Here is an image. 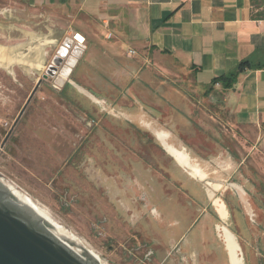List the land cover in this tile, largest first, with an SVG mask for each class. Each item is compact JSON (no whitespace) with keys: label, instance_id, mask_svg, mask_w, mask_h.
Returning a JSON list of instances; mask_svg holds the SVG:
<instances>
[{"label":"rangeland","instance_id":"374dc122","mask_svg":"<svg viewBox=\"0 0 264 264\" xmlns=\"http://www.w3.org/2000/svg\"><path fill=\"white\" fill-rule=\"evenodd\" d=\"M4 4L5 1L0 0V10L5 8ZM19 12L14 18L0 14V29L9 30L7 36L0 30V46L15 47L17 43H21L26 48L22 50L24 56L30 61V42L37 40L35 57L40 61L37 68H41L44 62L46 64L41 70L24 64H0V141L5 134L4 124L10 123L22 108L38 77H42L55 53L51 44L36 47L39 45L38 41L59 32L58 23L44 22L38 13L30 21V15ZM178 78L174 83L166 82L168 86L165 90H169L163 92L162 96L157 95L154 104L148 102L141 106L142 103L139 102L133 106L127 105L124 111L115 112L106 104L99 106L94 103L75 87L59 91L55 89L59 86L53 84L51 79L46 80L37 88L25 109V117L30 116V141L28 145H23V149L7 147L0 151V174L41 204L53 219L82 239L107 264H138L133 255L136 254L132 251L133 245L136 242L142 243L144 239L149 242L151 238L160 237L158 229L150 224L147 217L146 224L139 228L141 238L135 239L133 225L121 228L113 225L116 213L101 205L102 198L97 199L98 192L79 194L78 191L68 189L69 192L65 195L70 177L64 172L62 163L68 159L75 162L79 156L80 162H114L120 166L105 174L130 175L132 187L138 186L135 183L138 175L152 176L161 184L163 193L157 208L169 216L167 220L162 215L165 221L163 220L161 235L164 249L162 255L168 253V258H158L156 262H175L178 254H174L166 246L171 230L166 229L165 222H177V218L180 230L178 235L171 236L170 244L175 245L181 234L186 239L190 238L196 247L200 242L209 243L210 248L205 252L209 255L211 264H227L226 252L215 226L235 229V233L230 231L238 242L237 216L227 209V218L220 220L213 203L216 206L220 201L217 197L224 202L233 200L227 183L234 182L240 174L238 162L247 153V149H241L240 137L219 116L217 108L203 101L204 96L186 77ZM36 116L45 121H38ZM59 117L62 118L60 122ZM63 121L67 122V126L82 129L79 134L83 139L79 147L81 154L78 151L72 155L73 147L69 144L66 148L54 151V146L51 147L47 141L48 135L43 128L64 127ZM156 133H164L166 141L174 147H184L192 162H196L207 174V179H196V185L191 186L193 182L190 176L179 167L175 170L171 154L167 151L168 155L160 146ZM245 162V177L251 178L257 189L264 192V172L258 168V162L251 155ZM59 169L61 171L56 173ZM206 181L221 186L213 189ZM155 191L154 184L148 178L147 192ZM208 191H212L217 197L211 192L210 199L207 197ZM107 194L110 195L109 192ZM105 195L102 194L103 197ZM111 197L114 198V195ZM182 205L187 207L185 212L188 215H185ZM196 219L198 221L192 223ZM188 249L189 253L195 254L193 247ZM220 254L224 256L222 261L218 257Z\"/></svg>","mask_w":264,"mask_h":264},{"label":"crops","instance_id":"0c3cea01","mask_svg":"<svg viewBox=\"0 0 264 264\" xmlns=\"http://www.w3.org/2000/svg\"><path fill=\"white\" fill-rule=\"evenodd\" d=\"M4 1L2 15L14 18L22 11L31 21L38 13L44 22L58 23V34L43 37L36 47L51 44L55 52L65 38L84 36L81 58L55 89L75 87L115 112L139 102L154 104L169 90L168 82L186 77L240 137L241 149L246 147L238 167L251 155L264 172V0ZM0 30L9 35L7 28ZM35 42H30V68L41 70L46 63L37 68ZM0 47L19 57L26 49L21 43ZM234 72L226 87L227 80L219 79ZM157 135L166 140L164 133ZM176 163L195 180L207 178L196 162L191 163L204 176Z\"/></svg>","mask_w":264,"mask_h":264},{"label":"flooded vegetation","instance_id":"af4514ba","mask_svg":"<svg viewBox=\"0 0 264 264\" xmlns=\"http://www.w3.org/2000/svg\"><path fill=\"white\" fill-rule=\"evenodd\" d=\"M25 109L22 112H20V109L10 123L6 122L4 124L5 134L0 141V151L7 147L9 149H23L25 143L28 145V141H30V116L25 117ZM36 119L38 121L40 120V122L45 121V119L40 116H36ZM60 120H62L61 117L58 118V122H60ZM63 123L65 124L64 127L52 126L43 129H46L45 131L48 135L47 141L51 147L54 146V151L66 148L67 144H69V146L73 147V155L79 151L80 144H82L83 139L79 136L82 129L67 126V122L65 121H63ZM57 145L58 148L56 147ZM79 152L81 154V151ZM170 157L174 161L175 170L177 169L176 167L181 168L171 155ZM76 160L77 161L75 162H70L68 159L62 163L64 172L70 177L68 179L69 187L65 189V195H67L69 190L78 191L79 194L88 191H91V194L98 192L97 199L102 198L101 205L103 207L105 205V208L112 209L111 211L116 213H113L115 216L112 214L114 216V221L112 222L113 225L120 228L126 225H133L136 231L134 233L135 239H137V237H139V239L141 238L142 233L139 228L146 224L145 222L148 217L150 224L155 225L158 229L160 237L151 238L149 242L145 239L142 243L136 242L132 248V251L136 253L133 254L134 258L138 260V264H158L156 262L158 258H168V253H166L165 256L162 255L164 249L161 235H163L164 229V219L162 215L167 220L169 219V216L167 213L163 214L157 208V203L160 201L161 194H163L160 189L161 184L154 180L152 176L148 177L145 174H140L137 176V182H135L138 183V186L132 187L130 175L105 174V172H109L110 169L120 166L114 162H80L81 156ZM244 168L245 167L240 168V174L235 178L234 182L227 183V186H229L230 191L232 192L231 195L233 200L231 202H224L223 199L217 197L213 193L214 197H217L224 204L226 208V216H220L214 203L213 206L220 220H225L227 218L228 210H232L237 216L236 234L238 236V256L241 260L239 264H264V192L257 189L251 178L248 179V177H245ZM60 169L56 171V173L60 172ZM181 169L187 173L186 170L183 168ZM94 173L101 174L98 175ZM148 178L149 182H152L156 188L154 193L147 192ZM194 180L195 179L191 178V181L193 182L191 186L193 187L196 185ZM206 184L210 187H212L211 184H215L213 187L216 188L221 185L218 183H211L210 181H206ZM107 192H109L110 195H108ZM104 193L106 194L105 197L102 196ZM112 195H114V198L111 197ZM204 196L206 197L205 194ZM182 206L185 215H188L185 212L187 207H184L185 205ZM98 208H100L99 205ZM176 220L177 222H165L166 229L171 230L170 237L166 240V246L169 247L174 254L178 255L175 258V262L166 260H164V262H166V264H211L209 255L205 252L210 248L209 243L206 244L198 240L200 244L196 247L190 238L186 239L185 236L181 234L175 245L170 244V240L172 239L171 236L173 234L178 235L180 230L178 229V227H180V221L177 218ZM194 221H198V219L193 220L192 223H194ZM224 228L227 227L220 225L215 226L217 236L223 242L224 249L227 253V264H231L223 240ZM228 230L235 233V229L232 227H229ZM166 233L168 234V232ZM189 247L194 248V255L189 253ZM218 257L222 261L224 256L220 254ZM161 264H163V262Z\"/></svg>","mask_w":264,"mask_h":264},{"label":"water","instance_id":"95a60500","mask_svg":"<svg viewBox=\"0 0 264 264\" xmlns=\"http://www.w3.org/2000/svg\"><path fill=\"white\" fill-rule=\"evenodd\" d=\"M82 53L83 45L65 38L20 112L42 82L51 79L57 86L63 84ZM159 143L167 151L163 142ZM82 249L64 225L44 213L29 195L0 174V264H98L88 252L80 254Z\"/></svg>","mask_w":264,"mask_h":264},{"label":"bare ground","instance_id":"6f19581e","mask_svg":"<svg viewBox=\"0 0 264 264\" xmlns=\"http://www.w3.org/2000/svg\"><path fill=\"white\" fill-rule=\"evenodd\" d=\"M37 45H38V43H37ZM26 59L24 58V56L23 57L13 56L12 54H10V52H9L8 49H5V48L0 49V64L3 65V66H9L12 63H19V64H24V65H27V66H31L30 65V61H27ZM33 65H35V64H33ZM156 137L159 140L157 133H156ZM160 138L162 139V137H160ZM162 142H163V145H164L165 149L173 156V158L177 162H179L181 165H184V166L188 167L190 169V171H191L192 174L199 175V176H203L204 175V173L201 171V169L199 168V166H197V164L191 163L192 160H191V158L189 157L188 153L185 150H183V149H177L174 146L168 145V144H166V142L164 140ZM11 183H13V182H11ZM16 187H18V186H16ZM20 190L23 191L22 189H20ZM212 193L210 192L209 195L211 196ZM210 196H209V198H211ZM35 202L38 205V207L44 213H46L47 215H49L51 217V215L49 214V212L41 204H39L37 201H35ZM216 209L218 210L220 216H222V217L226 216V208H225L224 204L221 201H218L216 203ZM71 239H73L74 241L78 242L80 245L83 246V249L81 250L80 254H84L85 252H88V254L90 256H92L98 262V264H107V262L103 261L96 254V252H94L92 250V248L91 249L89 248L90 246L89 247L87 246L88 244L86 245V243H84L82 241V239L80 240V238L76 237L72 233H71ZM223 240L225 242V246H226L227 251H228V254H229V259H230L229 261H230V263L231 264H239L241 262V260H240V258L238 256V245H237V242H236V240L234 238V235L227 228H224L223 229Z\"/></svg>","mask_w":264,"mask_h":264},{"label":"built area","instance_id":"2783aa9c","mask_svg":"<svg viewBox=\"0 0 264 264\" xmlns=\"http://www.w3.org/2000/svg\"><path fill=\"white\" fill-rule=\"evenodd\" d=\"M71 39H72L75 43H77V44H79V45H82V44L85 42V38H84V36H82V35L79 34V33H75V34H73L72 37H71Z\"/></svg>","mask_w":264,"mask_h":264},{"label":"trees","instance_id":"16d2710c","mask_svg":"<svg viewBox=\"0 0 264 264\" xmlns=\"http://www.w3.org/2000/svg\"><path fill=\"white\" fill-rule=\"evenodd\" d=\"M240 68H241V67H240ZM240 68H238L237 71H239ZM237 71H236V72H237ZM236 72L230 74L229 76H225V77H223V78H220L219 80H221V79H225V80H227V82H224V85H225L226 87H229V86L231 85V83L233 82V79H234V77H235V75H236ZM216 81H217V80H216Z\"/></svg>","mask_w":264,"mask_h":264}]
</instances>
